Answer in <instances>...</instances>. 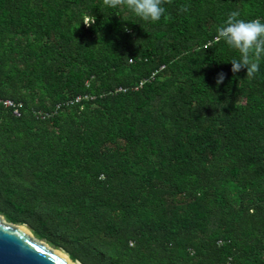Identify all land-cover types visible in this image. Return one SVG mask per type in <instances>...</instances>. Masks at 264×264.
<instances>
[{
  "label": "trees",
  "instance_id": "1",
  "mask_svg": "<svg viewBox=\"0 0 264 264\" xmlns=\"http://www.w3.org/2000/svg\"><path fill=\"white\" fill-rule=\"evenodd\" d=\"M163 6L0 0V215L76 264H264V58L216 40L264 0Z\"/></svg>",
  "mask_w": 264,
  "mask_h": 264
},
{
  "label": "clouds",
  "instance_id": "2",
  "mask_svg": "<svg viewBox=\"0 0 264 264\" xmlns=\"http://www.w3.org/2000/svg\"><path fill=\"white\" fill-rule=\"evenodd\" d=\"M172 0H103V4L110 8H127L144 21L159 22L165 14L164 4ZM181 11H188V6H181ZM239 12L229 14L224 25L217 29L216 40H223L226 44L240 53L239 60H232V72L238 73L247 69V77H254L259 71L260 61L264 58V22L260 19L245 21L239 19ZM84 24L92 25L95 19L85 17ZM78 29V28H77ZM224 74L220 73L217 85L223 83Z\"/></svg>",
  "mask_w": 264,
  "mask_h": 264
},
{
  "label": "water",
  "instance_id": "3",
  "mask_svg": "<svg viewBox=\"0 0 264 264\" xmlns=\"http://www.w3.org/2000/svg\"><path fill=\"white\" fill-rule=\"evenodd\" d=\"M60 252L37 240L26 226L0 215V264H69Z\"/></svg>",
  "mask_w": 264,
  "mask_h": 264
},
{
  "label": "bare ground",
  "instance_id": "4",
  "mask_svg": "<svg viewBox=\"0 0 264 264\" xmlns=\"http://www.w3.org/2000/svg\"><path fill=\"white\" fill-rule=\"evenodd\" d=\"M58 254L61 255L62 257H64L68 261L69 264H75L72 262L71 258L67 254L63 253L62 251Z\"/></svg>",
  "mask_w": 264,
  "mask_h": 264
},
{
  "label": "built area",
  "instance_id": "5",
  "mask_svg": "<svg viewBox=\"0 0 264 264\" xmlns=\"http://www.w3.org/2000/svg\"><path fill=\"white\" fill-rule=\"evenodd\" d=\"M79 100H81V98H79ZM6 105L16 107L15 104H14V102L13 101H10V100L6 102ZM15 113L18 116H20V113H19V110L18 109L15 111Z\"/></svg>",
  "mask_w": 264,
  "mask_h": 264
}]
</instances>
